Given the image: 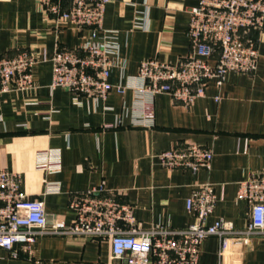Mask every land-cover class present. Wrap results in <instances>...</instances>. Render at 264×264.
<instances>
[{
  "label": "crops",
  "instance_id": "0c3cea01",
  "mask_svg": "<svg viewBox=\"0 0 264 264\" xmlns=\"http://www.w3.org/2000/svg\"><path fill=\"white\" fill-rule=\"evenodd\" d=\"M199 2L109 0L99 38L115 45L110 83L126 85L144 61L177 64L187 57L190 12ZM63 3L70 8L71 0ZM87 39V31L57 26L38 0H0V56L27 50L47 57L34 68L33 90L0 94V169L21 175L22 190L42 199L49 223L70 225L71 197L103 186L134 208L144 228L180 230L198 223L186 203L197 185L209 183L218 202L208 224L223 220L244 229L251 208L238 200L239 185L264 173V32L257 35L255 73H230L222 88L210 81L205 96L190 107L167 94L141 103L133 90L114 91L101 100L52 89L56 52L77 49ZM150 110L149 124H133L135 114ZM187 143L213 149L209 171L161 165L160 153ZM110 254L106 240L44 235L32 245V257L1 251L0 264H126L111 261ZM198 264H264V237L246 246L209 237L201 244Z\"/></svg>",
  "mask_w": 264,
  "mask_h": 264
},
{
  "label": "built area",
  "instance_id": "2783aa9c",
  "mask_svg": "<svg viewBox=\"0 0 264 264\" xmlns=\"http://www.w3.org/2000/svg\"><path fill=\"white\" fill-rule=\"evenodd\" d=\"M45 15L57 26L70 24L87 31V41L77 49H60L52 59L51 88H63L75 95L106 100L116 91L135 92V100L144 102L167 94L176 103L190 107L204 97L210 81L222 88L230 73L252 75L258 67L257 35L264 32V0H200L190 12L188 37L191 53L177 64L144 61L135 77L126 85L110 83L115 45L106 37L104 21L109 0H71L69 9L63 0H38ZM47 59L45 53L21 51L13 57L0 56V94L34 89V68ZM220 100L219 97L216 99ZM153 113H137L133 124L144 126ZM169 170L209 171L214 159L210 147L194 143L179 145L158 155ZM45 158L39 157V161ZM19 173L0 169V253L18 258L32 257V245L44 235L106 240L111 261L126 264H198L201 244L209 237L223 243L246 246L255 237H264V173L251 176L239 185L238 200L246 201L250 220L244 229L233 223L208 224L218 196L213 185H197L188 198L187 211L198 223L184 229L144 228L134 216L131 205L118 201L101 186L71 197L74 220L49 223L42 199L30 198L21 188ZM18 247V248H17ZM225 251L221 256L225 257ZM38 264H41L38 262Z\"/></svg>",
  "mask_w": 264,
  "mask_h": 264
},
{
  "label": "rangeland",
  "instance_id": "374dc122",
  "mask_svg": "<svg viewBox=\"0 0 264 264\" xmlns=\"http://www.w3.org/2000/svg\"><path fill=\"white\" fill-rule=\"evenodd\" d=\"M199 145V144H198Z\"/></svg>",
  "mask_w": 264,
  "mask_h": 264
}]
</instances>
